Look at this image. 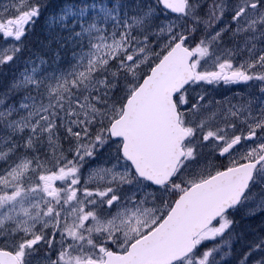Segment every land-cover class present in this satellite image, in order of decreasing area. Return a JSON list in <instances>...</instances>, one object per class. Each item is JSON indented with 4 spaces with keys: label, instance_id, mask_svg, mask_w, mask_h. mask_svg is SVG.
I'll return each instance as SVG.
<instances>
[{
    "label": "snow or ice",
    "instance_id": "6c2138e0",
    "mask_svg": "<svg viewBox=\"0 0 264 264\" xmlns=\"http://www.w3.org/2000/svg\"><path fill=\"white\" fill-rule=\"evenodd\" d=\"M0 264H264V0H0Z\"/></svg>",
    "mask_w": 264,
    "mask_h": 264
}]
</instances>
